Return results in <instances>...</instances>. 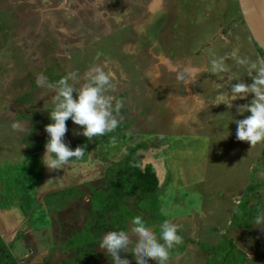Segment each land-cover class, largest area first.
Here are the masks:
<instances>
[{
	"label": "rangeland",
	"instance_id": "rangeland-1",
	"mask_svg": "<svg viewBox=\"0 0 264 264\" xmlns=\"http://www.w3.org/2000/svg\"><path fill=\"white\" fill-rule=\"evenodd\" d=\"M259 60L237 0H0V191L11 193V205L1 211L10 219L0 212V231L19 230L11 248L1 239L0 255L10 254L2 263L70 259L68 240L93 221L92 191H108L114 169L143 144L132 159L138 157L140 169L152 165L158 187L152 199L120 201L127 231L137 216L157 239L164 220L176 225L181 243L169 256L180 255L169 264L221 262L230 247L245 251L242 264H264V224H252L264 212V141L250 146L235 138V120L248 115L235 106L252 97L233 101L231 109L212 105L232 84L251 83L248 64ZM213 61L224 71H213ZM94 66L111 73L102 94L118 121L112 131L123 137L86 139L69 119L64 142L82 155L50 171L41 163L44 147L35 148L55 92L38 87L36 77L56 85L72 74L68 83L79 89ZM68 188L78 195H54L46 222L35 221L44 196ZM229 221L236 225L228 227ZM248 223L247 233L240 231ZM31 242L50 249L35 248L31 257Z\"/></svg>",
	"mask_w": 264,
	"mask_h": 264
},
{
	"label": "clouds",
	"instance_id": "clouds-1",
	"mask_svg": "<svg viewBox=\"0 0 264 264\" xmlns=\"http://www.w3.org/2000/svg\"><path fill=\"white\" fill-rule=\"evenodd\" d=\"M237 63L243 65L248 62L246 59L237 58ZM212 70L224 71V68L222 64L213 61ZM110 76L111 73H105L102 68L94 66L89 69V82L76 89L68 83V80L72 79V74L62 77L56 85L49 84L43 74L37 75L38 87L52 88L55 92L52 97L53 108L48 114L50 123L44 126L47 140L41 163L45 168L50 171L59 170L70 158H79L82 155L79 146L70 148L64 142L67 120L70 119L73 124L81 126L77 134L83 135L86 139L102 136L117 127L118 121L112 114L110 98L102 94L105 87L110 86ZM248 76L251 78V83L240 81L232 84L228 92L218 93L214 97L212 105L223 104L231 109L233 101L244 100L251 94L252 98L249 102L235 106L237 114L248 113L243 119L235 120V138L251 146L264 141V60L248 64ZM12 127L18 128L20 125L13 124ZM161 212L162 215H167L163 209ZM130 224L128 231L105 233L98 243L101 249L106 250L112 264H130L127 257H121L119 253L122 252L131 253L136 264H148L149 260L154 261L155 264H169V249L181 243L177 226L164 220L159 225V239H157L155 233L139 216L134 217ZM252 224L258 226L264 224V212L257 214ZM129 233L136 237L134 242Z\"/></svg>",
	"mask_w": 264,
	"mask_h": 264
},
{
	"label": "trees",
	"instance_id": "trees-1",
	"mask_svg": "<svg viewBox=\"0 0 264 264\" xmlns=\"http://www.w3.org/2000/svg\"><path fill=\"white\" fill-rule=\"evenodd\" d=\"M254 44V42H253ZM261 59L264 60V52H262L254 44ZM61 77L58 78V81ZM50 123L48 117L43 120V128L46 124ZM117 131V130H115ZM123 137L119 134L116 135L114 131L106 132L101 136V142H107L111 138ZM47 140V134L39 140L35 149H42ZM92 145V144H91ZM87 144V146H91ZM143 144H137L130 148L129 153L125 161L116 169L113 174L115 177L108 184L110 186L108 191L94 190L92 191L95 202L92 204L93 221L88 224L85 234L68 240L67 247L70 248L72 256L70 259L62 260L60 262H52V257L48 256L43 258L41 264H112L111 260H102V255L96 250L99 246L98 243L101 236L109 231L124 230L127 231L122 210L120 208V201L126 198H136L141 196L144 200L152 199L153 193L158 187V178L152 165L147 164L142 169L139 168L137 163L138 157L132 159V155L139 147H143ZM112 171V170H111ZM252 192V188L247 190V193ZM56 195L62 198L68 195H78L73 193L72 188L67 190H61L55 193H50L45 196V203L47 207L51 209V198ZM239 210L243 209L245 205L242 203ZM186 243V242H185ZM47 250L50 247L46 248ZM217 254V253H216ZM126 253L124 257H127ZM218 262L216 258L213 264H242L244 256L234 247L228 248L224 255ZM0 257V261H1ZM136 264V263H133Z\"/></svg>",
	"mask_w": 264,
	"mask_h": 264
},
{
	"label": "water",
	"instance_id": "water-1",
	"mask_svg": "<svg viewBox=\"0 0 264 264\" xmlns=\"http://www.w3.org/2000/svg\"><path fill=\"white\" fill-rule=\"evenodd\" d=\"M237 4L252 41L264 52V0H237Z\"/></svg>",
	"mask_w": 264,
	"mask_h": 264
},
{
	"label": "crops",
	"instance_id": "crops-1",
	"mask_svg": "<svg viewBox=\"0 0 264 264\" xmlns=\"http://www.w3.org/2000/svg\"><path fill=\"white\" fill-rule=\"evenodd\" d=\"M1 183V182H0ZM61 191V190H60ZM56 192H58V191H56ZM51 193H55V192H51ZM50 194V193H49ZM48 195V194H47ZM0 196H1V198H2V202L0 201V212L1 211H3L2 210V208L3 207H7V206H9V205H11V193H8V191L6 192V191H0ZM46 196V195H45ZM44 196V197H45ZM238 207L239 206H237L236 208H235V211L238 209ZM45 208H46V210H45ZM45 208H41V206H40V210H39V212L40 211H42L41 213H39L37 216H36V214L34 215L35 217H34V219H35V221H37L38 220V222L39 223H42V221H44V222H46V220L44 219L45 217H46V215H48V213H47V210H48V207H47V205L45 204ZM50 209V208H49ZM5 212V211H4ZM2 213V212H1ZM3 215H4V217L5 218H8V219H10V216H8L7 214H5V213H2ZM3 215H1L2 217H3ZM42 215H45V216H42ZM248 216V215H247ZM30 218L32 221H33V218L32 217H30V215L28 216H25L24 218ZM34 222V221H33ZM249 224L250 223H248L247 224V226L245 227V228H247V229H242V230H240V231H244L245 233H247L246 231H248L249 229H248V227H249ZM228 227H234L235 225H236V223L233 221H229L228 222ZM237 225H238V223H237ZM19 228V227H18ZM30 231H32V229L31 228H28ZM238 229V228H237ZM235 230V229H234ZM18 229H15L14 230V232H12L11 233V230H9V231H6V233H4V230L3 231H0V241H2L1 239H3V240H7V241H10V245H11V235L13 234V236H12V238L14 239V237H15V235L18 233ZM29 231V232H30ZM238 233V232H237ZM244 236H246V235H244ZM235 237V241H237V242H239V239H238V237L237 236H234ZM233 236H232V238L231 239H233L234 238ZM184 240H185V242L186 243H188V241L189 240H187V239H185L184 238ZM191 242H196V243H198L197 241H191ZM31 244L33 245V247H31L30 248V250L29 251H27L28 253L30 252V254L29 255H32L33 254V250L35 249V248H37V252H39L40 251V253L42 254V253H44L47 249V247H49L48 246V244L45 246H43V248L42 249H40L38 246H36V245H34V243L33 242H31ZM239 249H240V247H239ZM245 250H247V251H249V249H246L245 248ZM205 251V250H204ZM242 251V250H241ZM239 251L240 253H242L243 254V252L245 253V251ZM10 253H11V251H10ZM178 256V255H180V254H175V255H170L169 256V258H171L172 256ZM148 264H152V263H148Z\"/></svg>",
	"mask_w": 264,
	"mask_h": 264
},
{
	"label": "flooded vegetation",
	"instance_id": "flooded-vegetation-1",
	"mask_svg": "<svg viewBox=\"0 0 264 264\" xmlns=\"http://www.w3.org/2000/svg\"><path fill=\"white\" fill-rule=\"evenodd\" d=\"M245 229H247V228H245ZM243 233H244V231H243ZM246 235V234H245ZM240 243V242H239ZM241 243H243L242 241H241ZM9 248H11V245H9L8 246ZM249 248V250H250V246H248ZM247 248V247H246ZM29 254H30V252H29ZM244 252H243V256H244ZM31 256V255H30ZM33 256V255H32ZM31 256V257H32ZM0 257L2 258L1 259V261H0V264H3L2 262H3V260H5V259H8V258H10V254L8 255V254H6V253H2L1 255H0ZM43 257H45V256H43ZM43 257H41V259H43ZM41 262V261H40Z\"/></svg>",
	"mask_w": 264,
	"mask_h": 264
}]
</instances>
